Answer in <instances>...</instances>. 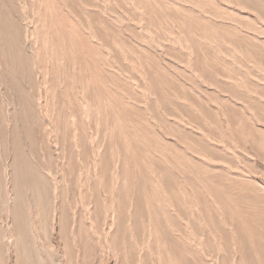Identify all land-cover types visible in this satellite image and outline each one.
Segmentation results:
<instances>
[{
  "label": "rangeland",
  "instance_id": "rangeland-1",
  "mask_svg": "<svg viewBox=\"0 0 264 264\" xmlns=\"http://www.w3.org/2000/svg\"><path fill=\"white\" fill-rule=\"evenodd\" d=\"M0 264H264V0H0Z\"/></svg>",
  "mask_w": 264,
  "mask_h": 264
}]
</instances>
